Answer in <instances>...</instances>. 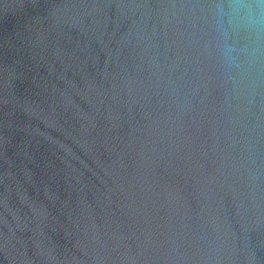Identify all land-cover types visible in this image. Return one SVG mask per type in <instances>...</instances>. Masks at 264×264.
Masks as SVG:
<instances>
[{"label": "water", "instance_id": "obj_1", "mask_svg": "<svg viewBox=\"0 0 264 264\" xmlns=\"http://www.w3.org/2000/svg\"><path fill=\"white\" fill-rule=\"evenodd\" d=\"M223 2L0 0V264H264V36L229 62Z\"/></svg>", "mask_w": 264, "mask_h": 264}, {"label": "clouds", "instance_id": "obj_2", "mask_svg": "<svg viewBox=\"0 0 264 264\" xmlns=\"http://www.w3.org/2000/svg\"><path fill=\"white\" fill-rule=\"evenodd\" d=\"M214 17L225 41L224 54L233 64L237 54H247L250 46L264 36V0H225L215 8Z\"/></svg>", "mask_w": 264, "mask_h": 264}]
</instances>
